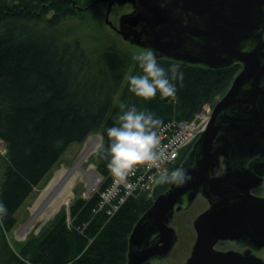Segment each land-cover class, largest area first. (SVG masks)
<instances>
[{"label":"trees","instance_id":"16d2710c","mask_svg":"<svg viewBox=\"0 0 264 264\" xmlns=\"http://www.w3.org/2000/svg\"><path fill=\"white\" fill-rule=\"evenodd\" d=\"M76 14L63 0H0V141L6 148L0 203L7 210L0 214V264H126L129 232L170 183H157L151 194L129 195L113 213L100 207V193L112 180L103 156L106 131L114 126L120 103L153 113L161 121L157 131L171 119L189 120L204 104H214L240 69L158 59L165 68L179 65L183 80L175 82V96L163 99L157 92L144 100L129 91V77L141 74L134 59L141 53L113 43L81 46L59 26ZM91 133L102 137L91 155L101 175L96 192L74 198L68 213L61 208L13 249L6 235L17 223V210L67 147Z\"/></svg>","mask_w":264,"mask_h":264},{"label":"water","instance_id":"95a60500","mask_svg":"<svg viewBox=\"0 0 264 264\" xmlns=\"http://www.w3.org/2000/svg\"><path fill=\"white\" fill-rule=\"evenodd\" d=\"M128 1L133 9L120 16L118 28L108 20L110 3L104 21L124 41L155 50L157 60L210 69L238 64L240 69L215 101L191 147L194 161L183 168L190 178L183 184L170 183L135 221L126 264H147L170 251L176 239L168 225L172 209L183 197L191 201L197 194L208 206L192 222L195 239L186 264H230L231 257L236 259L233 264H243L242 256L217 251L214 245L219 239L243 237L250 223L264 226V197L250 192L264 173V0ZM98 140L101 145L100 134ZM80 154L73 165L81 160ZM95 175L91 185L101 180L99 173ZM152 234L155 241L149 247ZM143 243L145 248L136 253Z\"/></svg>","mask_w":264,"mask_h":264},{"label":"clouds","instance_id":"9594fccd","mask_svg":"<svg viewBox=\"0 0 264 264\" xmlns=\"http://www.w3.org/2000/svg\"><path fill=\"white\" fill-rule=\"evenodd\" d=\"M141 74L129 77V91L144 100L154 98L159 92L163 97L176 94V81L183 80L180 66L172 64L165 68L156 56L155 50L148 49L134 57ZM121 112L115 117L114 126L106 131L108 144L103 156L107 167L118 181H124L136 165H157L162 154L157 150L159 137L156 129L161 121L148 111H138L135 106L120 103ZM190 177L186 171L177 168L156 180L158 184H183ZM6 207L0 203V214L6 215Z\"/></svg>","mask_w":264,"mask_h":264},{"label":"rangeland","instance_id":"374dc122","mask_svg":"<svg viewBox=\"0 0 264 264\" xmlns=\"http://www.w3.org/2000/svg\"><path fill=\"white\" fill-rule=\"evenodd\" d=\"M79 2L83 3L86 2L87 0H78ZM94 0V4H95ZM93 3V2H92ZM48 6H46L47 8ZM40 9H44L41 7ZM107 11L105 4L97 1L96 4L88 9L81 12H76L77 14L72 17L71 19L65 20L62 22L60 26V29L64 32L65 36L69 38H76L80 41L82 44L81 46H84L86 49H91L95 47H102L104 44L106 45L107 43H113L118 46H122L125 49H129L132 52L135 53H142L145 50L141 49L139 47L133 46L128 41L124 42L122 39L118 38L111 27L106 25L104 23L105 21V12ZM50 11H48L49 13ZM110 18L115 19V13L113 12L112 15H110ZM218 100V99H217ZM209 106H213L214 104H209ZM93 134V133H91ZM97 136H99V133H95ZM89 136L86 137L82 142L80 143H72L70 144L67 149L64 151V153L61 155L60 159L55 167L51 170L50 173H48V176L42 180L40 184H38L33 192L27 196V199L25 202L20 206V208L16 212V219L17 223L13 227V229L7 233V241L9 245L13 248L16 249L17 245H23L24 242L27 241L28 237L31 234H37L40 232L42 229V226H44L47 222L51 221L57 213L51 215L47 220L44 221H37L33 228L29 230L24 236H19L18 232L20 227H22L30 218L31 216V209L34 207L39 194L43 191L45 186L49 183L51 180L53 174L55 171L61 167H70L73 165L74 161H76V158L78 157L79 153L82 150V147L84 145V142L88 140ZM100 146V145H99ZM99 149L98 147L96 150ZM95 150V151H96ZM94 151V152H95ZM94 152L88 155V159L86 162L82 163L83 167H86L88 164H93L95 167V172L96 166H95V159L94 156H91ZM6 153V148L5 145L0 141V175H2L3 170H4V154ZM1 178V176H0ZM94 185H87L84 180H80L76 182V184L72 187V193L73 197L70 198V203L71 201L76 198V197H88L90 194L91 187ZM97 186V185H95ZM264 194V192H261ZM64 207V208H63ZM69 205H63L61 206L58 210L61 208L65 209V212L68 213ZM203 208V201L198 200L194 204V206L191 209L189 215L187 217L185 216L183 219L179 220V223L177 224L178 228L176 231H178V242L175 245L174 251H172V255L170 259H166V261L162 263H157L154 262L153 264H178V261L182 258L185 257L187 254L190 245L193 241V232L191 229V222L194 216L201 211ZM184 259V258H183Z\"/></svg>","mask_w":264,"mask_h":264},{"label":"flooded vegetation","instance_id":"af4514ba","mask_svg":"<svg viewBox=\"0 0 264 264\" xmlns=\"http://www.w3.org/2000/svg\"><path fill=\"white\" fill-rule=\"evenodd\" d=\"M73 1H74V3L72 4L71 0H63L64 3H68L69 6L73 7L76 12H81V13L83 11H85V10H88V9L92 8L96 4L97 1L105 4L107 10H108V4L110 3L111 7H110V10L108 12L109 13L108 20L111 22V26L117 27V28H118V24H119L118 22H119L120 16L122 14L127 13L128 11H131L133 9L132 3L130 1H128V0H97L95 2V4H94V0H87L86 2H84V3H87L85 5L76 4V1H78V0H73ZM92 2H93V4H92ZM88 5H90V6L88 8H85ZM77 7H81L82 9L81 10H77ZM113 12L115 13L114 21H113V19L110 18V15H112ZM106 25L111 27L109 24H106ZM111 29L113 30V32L115 33V35L118 38L122 39L121 35L116 33L117 31L114 28L111 27ZM124 42H126V41H124ZM192 145H190V146L192 147ZM191 147H190V149L188 151L182 152V153L179 154V156H177L178 158L175 161V163H177V165H178V166H176L177 168L183 169V168H185V166H188V165L192 164V162L194 161V158H193V152L191 150ZM256 159L258 160L259 156L258 157H254L252 162L256 163V161H257ZM260 174L262 175L261 176V179H262L261 183H259L258 186L252 188L250 190V192H251L252 195H255V196H258V197L259 196L260 197H264V194L261 193V192H264V173H260ZM165 190H166V188H165ZM159 194H161V193H159ZM158 195H156V197ZM182 199H183L182 202L180 204H176L174 206V208L172 209L173 211H172L171 217H170L169 222H168V225L171 226L174 229L173 231H175V236H176L175 243H174L172 249L170 251H168L163 256H157V257L151 258L150 261L147 264H153L154 262L162 263V262L166 261V259L167 260L170 259L171 255H172V251H174L175 245H176V243L179 240L178 239V231H176L177 228H178L177 224L179 223V220L183 219L185 216L187 217V215H189V213L191 211L190 208H192L194 206V204L196 203V201H198V200L203 201V208H202L201 211H199L196 214V216L200 212L205 210L207 208V206H208V203H207L206 199L203 198V196L201 194H197L191 201H188L186 197H183ZM153 200H152V202H153ZM152 202H151V204H152ZM256 212L258 214H261L262 210L259 209ZM196 216L193 217L192 222H193V220H194V218ZM192 222H191V229L190 230L193 229ZM192 232H193V241H192V243L190 245V248H189L187 254L185 255V257H182L178 261V264H186L185 261L189 257V254L191 252L190 250H191V247H192L194 239H195L194 230H192ZM155 235L156 234H152L150 236L149 243H148L149 247L154 244ZM143 248H145V243H143L142 246H140L137 249L136 253H139V251H141ZM214 248L217 251L228 252V253L237 254V255L242 256L243 264H247L248 261H250L252 264H255L258 260H261L263 262V264H264V226L262 227L260 225V223H258V224H251L250 223V224H248L246 226V231H245V234H244L243 237H240V238H237V239H224V240H220L219 239L215 243ZM136 253H134V254H136ZM235 261H236V259H234L233 257L228 259V262L230 264H233Z\"/></svg>","mask_w":264,"mask_h":264},{"label":"built area","instance_id":"2783aa9c","mask_svg":"<svg viewBox=\"0 0 264 264\" xmlns=\"http://www.w3.org/2000/svg\"><path fill=\"white\" fill-rule=\"evenodd\" d=\"M212 107L204 104L189 120L171 119L161 125L156 131L159 137L157 150L162 154L157 165H136L129 171L124 181H118L112 176L111 184L100 193V207L108 206V212H114L129 195L147 192L151 194L156 180L166 167L177 160L180 151L186 145L193 144L204 130ZM97 186H92L91 192H96Z\"/></svg>","mask_w":264,"mask_h":264},{"label":"bare ground","instance_id":"6f19581e","mask_svg":"<svg viewBox=\"0 0 264 264\" xmlns=\"http://www.w3.org/2000/svg\"><path fill=\"white\" fill-rule=\"evenodd\" d=\"M99 136H90L84 142L82 150L83 156L78 163L70 167L61 166L58 171L53 174L49 183L45 186L43 191L31 209V216L29 220L19 229L18 235L24 236L29 230L33 228L37 221L47 220L51 215L57 213L59 208L63 205L70 204V198L73 197L72 187L76 182L84 180L87 185H91L96 179L95 167L93 164H88L86 167L82 166L83 162L88 159L90 154L97 147L99 148Z\"/></svg>","mask_w":264,"mask_h":264}]
</instances>
